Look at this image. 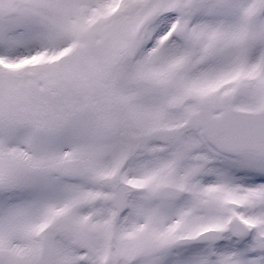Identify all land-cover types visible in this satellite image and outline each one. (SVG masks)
Returning a JSON list of instances; mask_svg holds the SVG:
<instances>
[{"label":"snow or ice","instance_id":"snow-or-ice-1","mask_svg":"<svg viewBox=\"0 0 264 264\" xmlns=\"http://www.w3.org/2000/svg\"><path fill=\"white\" fill-rule=\"evenodd\" d=\"M0 264H264V0H0Z\"/></svg>","mask_w":264,"mask_h":264}]
</instances>
